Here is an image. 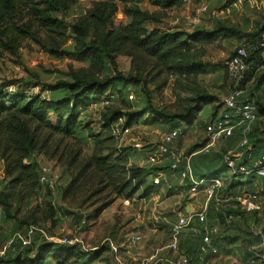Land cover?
Here are the masks:
<instances>
[{"label": "trees", "instance_id": "1", "mask_svg": "<svg viewBox=\"0 0 264 264\" xmlns=\"http://www.w3.org/2000/svg\"><path fill=\"white\" fill-rule=\"evenodd\" d=\"M144 1L155 10L143 9L141 4ZM184 1L99 0L86 11L80 12L76 21L67 26L56 14L66 15L75 6V0H0L2 52L16 55L24 43L29 41L54 58L87 63L86 68L70 70L69 80L58 81L48 86L51 92L66 93L60 99L45 98L40 94L27 95L23 91L7 92L3 89L11 83L0 85V165L4 174V186L3 190H0V208L7 219H15L21 208L32 206L33 202L39 199L42 188L46 189L44 194L49 199H39L40 204L37 207L43 205V215L48 219L53 218L54 198L50 196L51 189L39 183L37 158H48L45 152L52 149L49 156L51 158L57 154L64 140L73 137L84 128L88 129L89 125L78 121L77 115L88 109L95 101L100 100L105 107L115 102L114 100L119 101L120 97H125L128 101L127 90L141 81L121 73H107V66L112 64L114 66V58L117 55L152 60L154 66H162L170 74L183 78L197 77L207 72V65L192 57V48L198 43L210 42L217 36L225 35V30L216 28L187 34L159 27L165 17L163 12L182 5ZM118 12L129 20L127 24L115 23ZM263 32L264 24L254 33L243 37L255 45L251 51L252 71L240 98L256 106L255 121L248 135L253 160L264 155V140L259 138L260 125L264 123V105L257 100L253 102L252 99L255 96L253 89L258 91L264 88V50L257 47ZM68 38L72 41L71 51L65 49ZM223 72L225 79L224 65ZM199 100L200 103L211 104L216 99L210 95H202L197 97L196 101ZM221 107L223 103L220 104ZM197 109L198 106L187 108L178 116H165L169 130L182 128L183 124L188 123L199 112ZM217 109L214 108L209 120L201 124L204 129L217 116ZM225 112L234 115L230 110ZM147 113L148 108L124 115L122 125L119 124V120L123 115L119 110L103 113L101 128L106 136L103 137V134L88 129V137L94 143V150L92 156L82 165L77 177L90 170L93 173L92 177L98 179V184L113 186L115 191L126 199H131L139 191H142V197L149 198L155 192L151 178L159 168L127 166L129 158L126 150L104 145L105 142H115L117 139L112 134L114 125L131 128ZM50 115L55 117L56 123L50 121ZM184 133L183 129V135ZM239 136L240 129L237 128L231 137L222 141L225 147L218 155L200 153L205 145L203 140L200 144L190 147L185 156L191 155L190 166L194 179L222 177L225 182L224 187L216 193L217 201L211 200L206 209V225L208 227L217 225L219 228V234L213 237L212 245L219 248L222 234L228 236L223 239L229 238L228 241L232 242L234 234L243 233L241 242L247 247L245 256L249 264L255 259L249 249L258 243V238L252 234V227L259 225L262 218L261 212H245L239 205L238 198L243 193L259 194L258 185L261 184L264 189V181L254 174L244 176L236 172L227 175L228 168L223 161V154L236 148ZM76 159L77 153H73L70 164L75 163ZM239 165L248 166L250 162L244 160L238 163ZM74 184L73 180L64 191V196ZM189 187V181L186 186H179V194L182 193L186 197V190ZM107 206L106 203L101 207ZM195 222L190 224L186 232L180 234L178 252L179 256L186 257L190 264H203L209 249H206V252L202 251L203 226ZM220 227L224 229L220 231ZM101 251L102 249H98L92 254V258H88L76 246L45 242L37 245L34 255L30 256L29 248L21 249L13 243L8 248V256L0 259V264H53V261L54 264H69L75 259L81 264H94ZM49 258L50 261L47 262Z\"/></svg>", "mask_w": 264, "mask_h": 264}, {"label": "rangeland", "instance_id": "2", "mask_svg": "<svg viewBox=\"0 0 264 264\" xmlns=\"http://www.w3.org/2000/svg\"><path fill=\"white\" fill-rule=\"evenodd\" d=\"M75 1V6L66 15L56 14L67 26L76 21L80 12L86 11L99 0ZM240 3L238 0H185L182 5L164 11L165 17L159 25L164 30L187 34L216 28L225 30V35L217 36L210 42L198 43L192 48V57L206 64L207 72L197 77L183 78L170 74L162 66H154L152 60L117 55L114 58V66L113 64L107 66V73H121L126 77L139 79L140 83L130 86L127 90L128 95H133V99L129 100L127 97L126 101L125 97H120L119 101L114 100L115 102L106 105L107 107L100 100L95 101L88 109L79 112L77 120L105 137L106 133L101 128L103 113L119 110L123 115L119 120V124L122 125L124 115L148 108V113L130 128L128 134L117 138L115 142H105L104 145L126 150L129 158L127 166L150 168L145 163L146 156L151 146L157 143L159 135L169 130V124L164 117L178 116L185 109L198 106L199 112L188 123L183 124L185 134L175 143L178 152L186 155L185 152L190 147L203 141L205 133L201 124L209 120L214 108H218V116L226 110L224 106L220 108L225 97L224 63L240 45L241 38L254 33L264 24V7L260 6V2L240 0ZM202 6H207L208 10L199 15ZM141 7L155 10L147 1L142 2ZM128 21L121 12L115 16L116 24H127ZM65 49L72 50L70 38ZM86 67L87 63L54 58L29 41L24 43L16 55L4 53L0 49V85L5 86L10 82L11 85L3 89L7 92L23 91L27 95L40 94L45 98L60 99L66 93L51 92L48 86L58 81L69 80L70 70ZM263 89L258 91L253 89L255 95L252 98L253 102L257 100L264 105ZM202 95L213 96L216 100L211 104L196 101L197 97ZM50 121L56 123L53 115H50ZM263 124L260 125L259 138L264 140ZM88 129L84 128L73 137L64 140L57 154L51 158L50 148L49 151H44L48 158H37L41 166H47L49 169V179L53 184L50 196L54 198L52 205L55 208L53 218L48 219L43 215V205L37 207L40 200L49 199L44 194L45 188H42L40 200L37 199L26 209L21 208L15 219H7L0 208V259L8 256L9 241L21 249L29 248L30 256H33L37 245L45 242L63 244L60 242L63 238L70 241L67 246H76L88 258H92L94 252L102 249L94 264H148L149 256L159 249L163 251L157 255L158 257L163 256L172 260L179 256L167 248L171 240L168 223L174 221L171 215L175 214L177 208L183 211L184 206L190 202H194L195 205L193 214L201 211L206 200L205 195L199 191L195 196L189 194L185 197L178 192L180 189L177 180L172 179L173 187L167 189L165 181L170 180L163 177L164 180L157 191L162 189L160 194L165 195V200L157 201L151 196L144 198L142 191L137 192L131 199H126L119 195L113 186L98 184V179L92 177L93 173L90 170L77 177L82 165L92 156L94 150V143L88 137ZM224 147V142H218L209 154L218 155L222 153ZM73 153H77V159L75 163L70 164ZM3 179V169L0 165V190H3ZM73 180L75 184L64 196V191ZM148 182L149 180L146 181ZM257 192L263 198L264 189L261 184L258 185ZM106 203L107 207H101ZM155 204H159V207L154 209ZM165 207L167 209H164ZM168 209L174 210V213ZM156 213L163 214L168 223L154 225L151 217ZM260 216L263 219L264 212H261ZM194 223L196 222L192 217L191 224ZM223 229L220 227V231ZM187 230L184 229L183 233ZM137 235L141 239L132 245L129 239ZM234 235L231 242L228 241L229 238L223 239L227 234H222L216 254H210L208 250L203 264H247L245 256L247 247L241 242L244 234ZM109 242L117 246L116 255L110 252ZM49 261L50 258L47 262ZM69 264L81 263L75 259Z\"/></svg>", "mask_w": 264, "mask_h": 264}, {"label": "built area", "instance_id": "3", "mask_svg": "<svg viewBox=\"0 0 264 264\" xmlns=\"http://www.w3.org/2000/svg\"><path fill=\"white\" fill-rule=\"evenodd\" d=\"M250 1L251 3L260 2V6L264 7V0H248V2ZM238 3L241 4L240 0H238ZM206 11L207 6H202L199 15ZM254 47L255 45L250 44L248 38H243L240 45L235 49L234 54L224 63L226 78L223 82L225 97L222 103L225 109L232 111L234 115H230L225 111L220 116H218L219 113H217V116L206 125L204 129L205 145L201 148L200 153H210L218 142H222L231 137L233 131L239 128L240 136L236 148L228 150L223 154V161L228 168L227 175L230 176L236 172L241 173L244 176L254 174L264 181V155L253 160L251 155L252 148L248 139L252 124L255 121L256 106L252 102L240 99L244 93L247 78L252 71L253 58L251 56V51ZM257 47L264 50V32L258 40ZM128 99L132 100L133 95H128ZM129 131L130 128H123L119 126V124L114 125L112 128V134L116 138L123 137L128 134ZM183 136V128H175L173 130L165 131L159 135L157 143L151 146L150 152L146 156L145 163L149 166H158L165 162L168 163L165 172L157 171L151 178V183L155 188V192L151 197L156 200L160 199V192H158L157 189H159L162 180H164L162 178L167 174L175 175L179 186H186L187 181L190 182V187L186 190L187 197L189 194L195 196L197 192L201 191L206 198L204 207L201 211L195 214L191 213V219L194 217V221L199 222L203 226L202 251L206 252V249H209L210 254L214 255L217 252V247L212 245V241L213 237L218 236L219 228L217 225L212 227L206 225V209L211 200L215 199V201H217L216 193L224 187L225 182L222 177H210L199 180L193 178L191 166L186 156L183 153L178 152L175 148V143ZM244 160H248L250 165L238 166V163H241ZM39 183L47 185L50 189H53V184L49 179V169L47 166H41L40 164ZM165 186H167V182ZM238 202L242 209L247 213L264 212V196L262 198L261 195L257 193H243L242 196L238 198ZM191 219L180 212L177 214L176 221L171 223H168L165 216L160 213H156V215H152L151 217L152 223L156 226L163 223L169 224L171 240L167 248L174 255L179 254V236L184 229L190 226ZM191 230L198 233L194 228H191ZM252 234L258 238V243L256 246L249 249L255 258L252 259L249 264H264V217L259 225L252 227ZM140 239L141 237L137 235L131 237L129 242L134 245L140 241ZM60 242L68 244L70 241L67 238H63ZM11 245L12 242L9 241L7 248ZM108 246L110 247V252L116 255L118 252L117 246L111 242L108 243ZM161 251L162 249H159L155 254L149 256L147 259L148 264H190L188 259L181 255L172 260L163 258L162 256L158 257L157 255H159Z\"/></svg>", "mask_w": 264, "mask_h": 264}, {"label": "crops", "instance_id": "4", "mask_svg": "<svg viewBox=\"0 0 264 264\" xmlns=\"http://www.w3.org/2000/svg\"><path fill=\"white\" fill-rule=\"evenodd\" d=\"M204 139H205V137L202 138V140H204ZM186 158H187L188 162H189L190 165H191V155L186 156ZM167 166H168V163L165 162L164 164H160V165H158L157 167L159 168V171H161V172H165V168H166ZM165 177H166L168 180H170L169 182L166 181V182H167V186H165V187H167V189L173 187V186H171V180H172V179L177 180L176 176H175V175H169V174H167V175H165ZM161 191H162V189H160L159 192L161 193ZM162 196H163V197H162ZM162 196H161V194H160V199H159V200H161V201L165 200V199H164L165 195L162 194ZM157 201H158V200H157ZM193 203H194V202H190L189 204H186V205L184 206V208H183V211H182L180 208H177L175 214H172V215H171V219H172V218L174 219L173 222L176 221V219H177V214H178L179 212H180V213H183V214H185V215H187V216L191 219V213H193V211H194L193 206H195V205H193ZM174 205H175V204H174ZM155 207H159V204H155L154 209H155ZM202 208H203V207H202ZM164 209H167V207H165ZM168 211H169V209H168ZM170 211H173V213H174V210H170ZM170 211H169V212H170ZM198 211H200V210H198ZM142 221H143V220H142ZM190 222H191V221H190ZM169 223H171V222H169ZM142 224H143V222H141V225H142ZM185 230H187V229H185ZM181 239L183 240L184 238L182 237ZM183 241H184V240H183ZM162 251H163V249H162ZM162 257H163V256H162Z\"/></svg>", "mask_w": 264, "mask_h": 264}]
</instances>
